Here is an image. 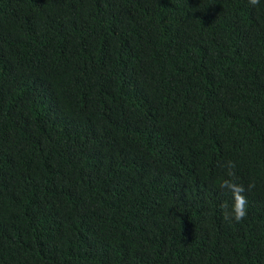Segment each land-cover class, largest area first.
<instances>
[{"label":"trees","instance_id":"trees-1","mask_svg":"<svg viewBox=\"0 0 264 264\" xmlns=\"http://www.w3.org/2000/svg\"><path fill=\"white\" fill-rule=\"evenodd\" d=\"M0 264H264V0H0Z\"/></svg>","mask_w":264,"mask_h":264},{"label":"clouds","instance_id":"clouds-1","mask_svg":"<svg viewBox=\"0 0 264 264\" xmlns=\"http://www.w3.org/2000/svg\"><path fill=\"white\" fill-rule=\"evenodd\" d=\"M249 4L256 7L260 4V0H248ZM222 167L227 168V175L229 177H234V169L236 167L233 161H227ZM254 185L249 184L247 188L244 185L238 184L233 179H225L220 184V188L228 192L232 196V204L229 207L227 203L222 205L224 219L231 222L235 221L237 223L244 220L247 216L248 200L245 195L247 191H251Z\"/></svg>","mask_w":264,"mask_h":264}]
</instances>
